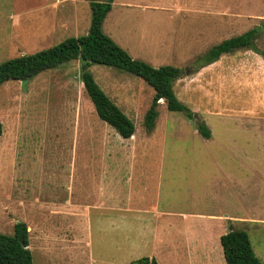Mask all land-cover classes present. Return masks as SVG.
Wrapping results in <instances>:
<instances>
[{
    "label": "rangeland",
    "instance_id": "rangeland-1",
    "mask_svg": "<svg viewBox=\"0 0 264 264\" xmlns=\"http://www.w3.org/2000/svg\"><path fill=\"white\" fill-rule=\"evenodd\" d=\"M89 1L0 0V62L86 34ZM263 21L264 0H112L103 30L132 58L155 67L174 65L185 78L212 46ZM263 31L264 26L255 43L264 52ZM244 50L251 57L244 65L263 60L253 50L235 49L221 56L223 73L239 68L237 57ZM88 70L132 120L134 134L123 138L98 118L80 79L79 59L27 80L3 82L0 209L5 206L10 215L1 218L9 224L0 232L12 234V223L24 221L23 206L11 200L22 201L23 182L34 172L39 179L43 169L48 171L45 196L67 199V205L52 200L56 205L49 210L55 211L48 217L33 211L36 221L45 218L47 224L42 232L41 225L33 226L36 232L28 242L32 264H129L142 256L158 264H226L218 235L227 230L229 217L233 228L247 231L264 263V114L229 117L211 111L220 100L231 108L257 109L258 89L241 85L245 74L227 87L219 83L214 98L209 87L174 80L173 93L195 118L169 111L159 100L150 126L146 120L154 90L149 84L116 66L93 63ZM198 115L211 138L195 130ZM34 188L39 195L42 186ZM110 191L114 198L107 202L140 209L123 212L127 219L144 215L143 209L150 211L147 215L154 209L173 213L154 214L153 224L128 220V243L117 249L79 221L94 215L88 206Z\"/></svg>",
    "mask_w": 264,
    "mask_h": 264
},
{
    "label": "trees",
    "instance_id": "trees-1",
    "mask_svg": "<svg viewBox=\"0 0 264 264\" xmlns=\"http://www.w3.org/2000/svg\"><path fill=\"white\" fill-rule=\"evenodd\" d=\"M111 2L112 0L89 1L91 17L86 34L69 36L40 51L20 54L0 62V85L8 80H27L46 69L79 59L80 79L98 118L111 125L121 137L129 138L134 134V123L97 84L88 70L93 63L116 66L141 77L153 88L154 94L147 112L148 125L151 126L155 121V108L159 104V99L163 101L167 110L183 111L189 118H195L193 112L177 99L172 90L174 80L182 76L183 71L180 68L174 65L155 67L141 59H134L104 32L103 21L111 8ZM263 26L264 21L260 26L215 44L202 56L203 62L200 67L235 49H251L264 57V52L255 43ZM197 130L202 136L210 137V130L202 120L197 121ZM1 133L0 123V135ZM28 242V232L23 221L14 224L12 234L0 232V264H32ZM219 242L226 264H264L255 255L247 231L233 228L231 220L225 233L220 235ZM129 264L158 262L154 257L142 256L131 260Z\"/></svg>",
    "mask_w": 264,
    "mask_h": 264
},
{
    "label": "crops",
    "instance_id": "crops-1",
    "mask_svg": "<svg viewBox=\"0 0 264 264\" xmlns=\"http://www.w3.org/2000/svg\"><path fill=\"white\" fill-rule=\"evenodd\" d=\"M260 25L261 24H259V26ZM216 27H217V29L219 28L218 26H215L214 27L215 30H216ZM248 50L251 51V49H248ZM246 53H247V51L244 50V52L237 57V60H238L237 65H239V68L236 70H231V71H229V73H223V72H226V69H225L226 67L219 65L221 62V59H220L222 56L221 55L216 61H214L208 65H205V66H202L199 68H194V71L189 76H187L185 78H183V76H181L180 81H186V82L192 83V84L198 83L199 87H201V86L209 87V89L212 91L211 94L210 93L209 94L212 98H214V96H217V93H218L217 88H220L219 83L224 84L223 87H227V84L230 81L234 80L235 76H237L238 77L237 79H239L241 74L244 73L245 77H244V79L242 77L241 85L252 86L251 87L252 89H254L255 87H256L255 89H258V91H257L258 93L255 94V98L257 100V109L256 110H251V109H247V108L242 109L241 107L231 108V107H229V101L223 102V100H220V103L218 104L216 109L212 110V108H211V111L213 113H218L219 115H221L220 113L222 112V115L223 114L229 115V117H238V116H241V114L243 115L244 113L245 114L246 113H253L255 115L257 114L258 116L262 117L264 113L259 111L258 107L260 106L262 108V110L264 111V61H263L264 57L261 55V57H263V60L258 58L259 61H257V62L253 61V63H251V66H246V65H244L245 64L244 59L248 60L249 58H251ZM254 53H256V52H254ZM240 65H241V67H240ZM214 74H215V76H214ZM227 75L232 76V78H227L226 77ZM208 83H209V86L207 85ZM210 84L212 87H210ZM214 106L215 105H213L211 107L214 108ZM198 116L206 124L204 118H202V116H200V115H198ZM207 127H209V126L207 125ZM196 129H197V127L195 128V130ZM208 129L210 130V128H208ZM211 137H212V135H211V131H210V137L209 138H211ZM47 175H48V171L43 170V169H41L40 172L37 173V176H39V179H36V172L30 173V176L28 178H26V180L23 182L25 186H24L23 191H22V193H23L22 201H17V198H15V199L12 198V200H11V202L16 207H18L17 203H19V202L23 206V209H24V221L23 222L26 224V229L28 232V241L30 238H33V236L36 232V231H34L33 226H39L40 227V225H41L42 228L39 229V232H42L43 226H44L43 223L47 224V220L45 221V218H44V221L43 220H41V222L36 221L33 217L34 214H32L33 211L35 209H38V210H40L42 216L45 215L48 217L49 213L53 214V212H51L52 209L49 210V205H52V204L56 205L55 203L51 202L52 200H55V199L45 196V194L43 192V186L48 182L47 181ZM33 178H35V180ZM16 182H18V181H16ZM18 184H19V182H18ZM35 185L36 186H39V185L42 186V189H41L39 195H34L35 193L38 194V192H36V188H34ZM110 198H114L112 191H110V193L107 194V196L103 197V200H101L99 203L94 202L92 207L88 206L89 213L91 214L92 210H93L94 215H92V216L86 215L83 217L80 216L81 218L79 219V221L80 222L82 221V224L85 225V231L91 232L90 230L92 229V227H94V229L96 231V235H98L100 238L99 240H103L104 238H105V240L111 239V241H112L111 243H113V245L117 249L122 248L123 244L128 243V238H129L128 220H129V222H133V223H137L139 220H141L143 225H146L147 222H149L150 224H153V222H155V221H153V219L156 220L155 219L156 215L158 216V215H161L164 213L165 214H172L173 213L171 211H162L160 209H154L153 211H155V213L151 211V215H147V213H150V211H148L147 209H143L144 211L142 210V212L144 215L137 216V218L134 216L130 217L128 215V219H127V216L123 217V212L127 213V212H130L131 210H136L137 213H139L140 209H135V208L131 209V208H128L126 206L125 207L115 206L114 203L112 202V200L110 202H107V199H110ZM55 202H61V204H63L62 206L67 205V199H65V201H63L62 198H57L55 200ZM8 210L9 209L6 208L5 206H3L0 209V230H2V228H4L5 226H7L9 224L6 219H1V218H5V215H10ZM116 210H117V212L118 211L121 212V214L116 213L114 215L113 211H116ZM52 211H55V210L53 209ZM58 214H61V213H58ZM154 214H156V215H154ZM78 215H79V213H78ZM112 215H113V217H112ZM207 217H209V216L207 215ZM227 220L230 221V217ZM227 220L225 219V221H227ZM18 221H21V220L18 219ZM76 223H79V222H75V224ZM225 223H227V222H225ZM231 223H234V222L231 220ZM12 224H13L12 226L14 227V222ZM223 233H225V232H223ZM44 235H45L44 237L47 236V234H44ZM219 237H220V235H218V238Z\"/></svg>",
    "mask_w": 264,
    "mask_h": 264
},
{
    "label": "water",
    "instance_id": "water-1",
    "mask_svg": "<svg viewBox=\"0 0 264 264\" xmlns=\"http://www.w3.org/2000/svg\"><path fill=\"white\" fill-rule=\"evenodd\" d=\"M159 100H161V99H159ZM21 245L24 246V244L22 242H21Z\"/></svg>",
    "mask_w": 264,
    "mask_h": 264
}]
</instances>
